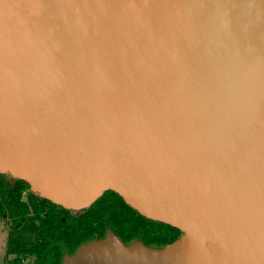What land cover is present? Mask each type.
<instances>
[{"label": "water", "instance_id": "1", "mask_svg": "<svg viewBox=\"0 0 264 264\" xmlns=\"http://www.w3.org/2000/svg\"><path fill=\"white\" fill-rule=\"evenodd\" d=\"M0 173L182 232L61 264H264V0H0Z\"/></svg>", "mask_w": 264, "mask_h": 264}, {"label": "trees", "instance_id": "2", "mask_svg": "<svg viewBox=\"0 0 264 264\" xmlns=\"http://www.w3.org/2000/svg\"><path fill=\"white\" fill-rule=\"evenodd\" d=\"M0 221L9 227L4 264H61L82 245L111 232L123 245L163 249L182 236L105 191L89 207L73 211L32 192L27 182L0 173Z\"/></svg>", "mask_w": 264, "mask_h": 264}, {"label": "rangeland", "instance_id": "3", "mask_svg": "<svg viewBox=\"0 0 264 264\" xmlns=\"http://www.w3.org/2000/svg\"><path fill=\"white\" fill-rule=\"evenodd\" d=\"M9 227L3 221H0V264H4L6 238Z\"/></svg>", "mask_w": 264, "mask_h": 264}]
</instances>
